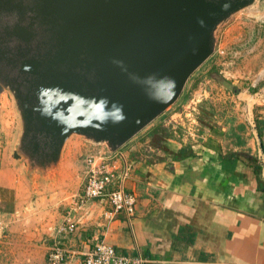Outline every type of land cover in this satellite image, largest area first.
I'll return each mask as SVG.
<instances>
[{"label":"water","instance_id":"95a60500","mask_svg":"<svg viewBox=\"0 0 264 264\" xmlns=\"http://www.w3.org/2000/svg\"><path fill=\"white\" fill-rule=\"evenodd\" d=\"M253 2L0 0V91L20 124L12 158L45 177L73 134L116 152L175 103L216 27Z\"/></svg>","mask_w":264,"mask_h":264},{"label":"crops","instance_id":"0c3cea01","mask_svg":"<svg viewBox=\"0 0 264 264\" xmlns=\"http://www.w3.org/2000/svg\"><path fill=\"white\" fill-rule=\"evenodd\" d=\"M247 94L238 92L235 98ZM247 100L245 119H215L193 134L183 122L188 114L181 105L180 111L151 123L117 150L131 165L125 182V191L135 198L130 224L122 214L108 218L109 209L100 201L81 211L71 207V234L56 233L69 216L56 225L30 223L25 203L31 196L29 173L11 153L0 152V240L5 228L29 233L35 240L53 228L55 236L68 240L62 264H82L97 239L124 255L138 252L144 264H262L264 140L260 144L250 113L264 101ZM257 119L264 126V115ZM159 127L169 129L171 137H161L155 132ZM185 146L189 155L173 160L172 154ZM62 171L59 162L50 174L57 180Z\"/></svg>","mask_w":264,"mask_h":264},{"label":"rangeland","instance_id":"374dc122","mask_svg":"<svg viewBox=\"0 0 264 264\" xmlns=\"http://www.w3.org/2000/svg\"><path fill=\"white\" fill-rule=\"evenodd\" d=\"M213 38L210 57L191 74L175 103L152 123L162 121L169 113L180 111L181 105L186 106L190 99H194V102L198 101L195 112H190L191 115L183 119L193 134L194 129H201L215 119H245L249 115L246 110V101H251L247 100L249 97L264 101V0H254L251 5L230 15L216 27ZM220 80L227 82L231 89H225ZM243 91L248 96L236 99V94ZM250 115L251 119L262 117L264 104L254 105ZM19 133L18 113L12 96L7 90H1L0 152L11 153L12 158ZM105 149L104 145H91L73 134L63 145L59 159L63 168L60 178L56 180V176L51 174L50 178H42L39 172H30L28 178L31 180H26L31 196L25 201L30 209L28 221L36 224L46 220L48 224L56 225L63 216L71 217L68 213L81 189L87 160L105 152ZM17 164L21 167L20 161ZM50 232L48 236L40 234V239L35 240L30 238L29 233L7 232L5 228L0 240V264H49L47 253L54 243L64 250L65 262L68 240L55 236L53 228Z\"/></svg>","mask_w":264,"mask_h":264},{"label":"built area","instance_id":"2783aa9c","mask_svg":"<svg viewBox=\"0 0 264 264\" xmlns=\"http://www.w3.org/2000/svg\"><path fill=\"white\" fill-rule=\"evenodd\" d=\"M198 101L190 99L185 106V113L195 112ZM193 118V117H192ZM195 121V119L193 118ZM195 125L197 123L195 122ZM131 173L130 163L117 151L105 152L92 156L87 160V169L84 173L82 186L75 197L72 211H81L92 201H100L108 207V218L122 214L126 223L130 224L135 209V198L125 191V182ZM71 217H66L58 226L56 233L61 235L71 234L73 224ZM65 253L57 243L48 249L47 259L49 264H61ZM82 264H144L145 261L137 252L134 255H124L116 252L110 245L102 240H95L83 256ZM264 264V262L262 263Z\"/></svg>","mask_w":264,"mask_h":264},{"label":"trees","instance_id":"16d2710c","mask_svg":"<svg viewBox=\"0 0 264 264\" xmlns=\"http://www.w3.org/2000/svg\"><path fill=\"white\" fill-rule=\"evenodd\" d=\"M203 111H205L203 109ZM254 126H255V130L257 133V137L260 140V144H262V141L264 140V126H263V121L258 120L257 118L254 119ZM155 132H157L161 137L167 138V137H171L172 133L170 132L169 129L163 128V127H159L155 130ZM189 149H187V147H182L180 148L176 153H173L171 158L173 160H180L182 158H185L186 156L189 155ZM254 170L257 169L256 166H254L253 168Z\"/></svg>","mask_w":264,"mask_h":264}]
</instances>
